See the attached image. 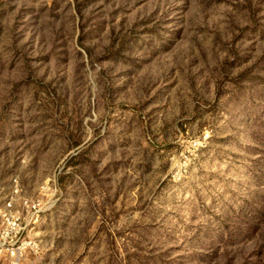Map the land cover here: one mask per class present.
Here are the masks:
<instances>
[{
	"label": "rangeland",
	"instance_id": "1",
	"mask_svg": "<svg viewBox=\"0 0 264 264\" xmlns=\"http://www.w3.org/2000/svg\"><path fill=\"white\" fill-rule=\"evenodd\" d=\"M22 199L18 264H264V0H0Z\"/></svg>",
	"mask_w": 264,
	"mask_h": 264
},
{
	"label": "built area",
	"instance_id": "2",
	"mask_svg": "<svg viewBox=\"0 0 264 264\" xmlns=\"http://www.w3.org/2000/svg\"><path fill=\"white\" fill-rule=\"evenodd\" d=\"M38 211V204L32 200L22 199L19 209L13 207L12 201L7 202L0 227V262L4 254L9 253L11 263L18 264L27 250H33L36 247L33 240L30 238L27 240L24 235L26 226L23 216L25 212L35 214Z\"/></svg>",
	"mask_w": 264,
	"mask_h": 264
}]
</instances>
